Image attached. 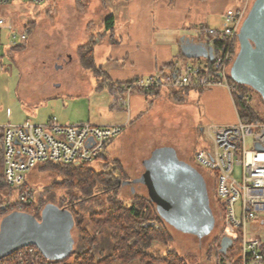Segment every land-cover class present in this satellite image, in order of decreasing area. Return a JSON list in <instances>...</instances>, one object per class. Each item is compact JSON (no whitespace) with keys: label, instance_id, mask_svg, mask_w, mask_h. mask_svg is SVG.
Wrapping results in <instances>:
<instances>
[{"label":"rangeland","instance_id":"1","mask_svg":"<svg viewBox=\"0 0 264 264\" xmlns=\"http://www.w3.org/2000/svg\"><path fill=\"white\" fill-rule=\"evenodd\" d=\"M117 2V0H44L41 4L32 5L16 0L9 5L0 6V19L5 21L4 27L0 28V44L4 49H7L11 35L6 26L10 25L13 31H17L28 28L29 26H26L29 24L34 25L30 36L27 34V47L16 55V60L11 55H0L2 126L8 122L13 125L25 122L43 125L53 118L61 124L68 125L75 121L84 122L85 116L96 115L101 109L106 111L109 94L105 90L95 91L97 84L105 82L79 67L76 48L90 40L94 42L91 36L88 38L86 28L92 33L98 32L102 18H107L111 12L123 11L124 1L121 4ZM226 8L227 5L224 11ZM220 11L218 9V12ZM221 23L220 13L210 15L205 22L210 28L217 30L222 28ZM186 35L198 36L194 29L187 31ZM97 58L99 61L100 58ZM232 93L233 91L228 93L224 88L190 90L181 101H174L170 93L159 103H156L153 97H146L147 102H151L152 110L143 111L139 118L128 120L120 135L108 144L104 152L105 160L100 158L90 165L95 171L112 172L115 168L112 163L118 162L117 168L126 179L118 183L116 199L125 204H128L134 195L149 198L146 187L139 183V179L144 172V161L158 148H173L180 161L200 171L206 184L210 207L213 209L215 219L213 230L203 237H198L165 222L166 229L171 235V242L166 245L153 243L147 249L148 253L163 256L172 250L187 264H220L214 240L219 239L223 229L219 209L214 207V173L199 168L193 154L199 150L212 148V142L208 137L209 126L224 124L219 121L225 111L221 94L225 95L229 104L231 117L229 122L234 124L237 121ZM133 95L137 96L138 93L134 92ZM247 99L250 105L264 116V106L254 91L247 92ZM125 113L127 117V111ZM238 172L239 169L235 167V175ZM24 176L27 185L31 187L33 203L37 207L40 203L43 205H40L42 206L40 212L45 205L66 209L67 203L78 197L75 190L52 188L53 183L62 179L52 171H43L41 166L25 173ZM95 195H97L95 199L81 202L75 210L82 219L81 229L86 230L89 235L96 236L98 246L94 250V255L101 257V253H109L107 231L105 228L92 225L88 215L109 207L110 203L107 200L109 195H100L96 191ZM15 198L16 195L13 194L10 201H14ZM252 230L253 227L248 225V231ZM79 234V229L74 224L71 236L75 250L82 243ZM256 234L264 239V227L258 229ZM81 246L86 249L88 247L87 244H84L85 247L82 244ZM234 250L232 249V253L236 255V247Z\"/></svg>","mask_w":264,"mask_h":264},{"label":"built area","instance_id":"2","mask_svg":"<svg viewBox=\"0 0 264 264\" xmlns=\"http://www.w3.org/2000/svg\"><path fill=\"white\" fill-rule=\"evenodd\" d=\"M14 1L16 0H0V6L9 5ZM19 1L38 5L44 0ZM225 1L227 8L222 14L221 29H195L198 36L194 38L198 41L218 37L225 39L228 44L225 51L213 57L211 75L207 68L193 66L174 72L167 78L155 75L146 80L135 79L113 94L112 103L127 109L133 91L155 88H224L231 93L233 87L228 78L239 48L237 35L254 0ZM4 25L5 21L0 19V28ZM6 28L11 32L10 46L27 40L28 28L17 31H13L10 25ZM206 44L212 48L210 42ZM235 115L237 121L234 124L209 126L208 137L212 148L196 151L193 155L199 168L214 173V207L219 209L222 236L229 238L232 243L237 241L240 264H264V239L256 234L258 229L264 227V123L241 121L236 108ZM123 128L117 125H94L89 122L64 125L54 118L43 125L25 122L21 125L5 126L2 138L4 184L16 190L15 199L21 206H30L33 203V195L31 187L25 182V173L47 163L91 165L104 153L106 146L120 135ZM235 167L239 169L237 175ZM248 225L254 230L248 231ZM2 259L0 264L52 262L33 246L22 248Z\"/></svg>","mask_w":264,"mask_h":264},{"label":"trees","instance_id":"3","mask_svg":"<svg viewBox=\"0 0 264 264\" xmlns=\"http://www.w3.org/2000/svg\"><path fill=\"white\" fill-rule=\"evenodd\" d=\"M113 24V16H108L103 21L104 30L110 35L113 32ZM33 26L32 24L26 26L29 30V36ZM208 41L212 44L215 57L220 55V53L225 51L228 47L225 39L209 37ZM27 44L28 43L25 41L21 43V45L14 46L12 50L17 52L23 51V49L27 47ZM93 44L94 42L90 40L76 48L79 67L89 71L96 78L105 79V73L102 71V68L95 64ZM167 66L170 68L167 74L160 72L155 75L161 78L169 77V75L175 72V67L172 63H169ZM211 67L212 63L207 65V69L210 70V75ZM228 82L233 87L232 98L239 119L243 122L256 121L264 123V116L259 114L258 111L250 105L247 99V92L251 89L234 83L230 77L228 78ZM100 86H102V84L99 85V87ZM106 87L110 93L121 90L120 85L109 82ZM159 89L160 88L137 91H141L145 97H154L157 95ZM190 90L194 89L183 88L169 90L167 94L171 93L170 97L178 102L184 99L186 93ZM200 91L203 90L200 89ZM259 100L264 106V102L260 97ZM150 107L151 102L148 103L147 110H150ZM3 131L4 127H0V224L8 215L14 212H24L39 219L40 209L43 206L42 203H40L42 206L38 205L39 207H37L34 203L30 206H21L16 199L12 202L10 201L12 195H16V190L4 184ZM100 158L105 160L104 153L99 156V159ZM112 164L115 165L112 172L95 171L91 168L90 164L74 166L47 163L41 166L43 171H52L61 177L62 180L53 183L51 185L52 188L59 187L64 190H75L77 192L78 197L67 203L68 208L66 207V210L71 213L74 224L79 229V235L82 241L81 244L83 246L87 244L88 246L86 249L80 244L79 247L73 251L71 258L61 263L51 262V264H187L181 256L172 250L167 251L163 256H155L147 252V249L153 243L164 245L170 243L171 235L166 229L165 222L159 216L154 203L148 197L134 195L128 204L116 199L118 183L125 181L124 179L126 178L124 174L121 173V170L117 168L118 162L114 161ZM106 166L107 163L104 164V167ZM95 191L99 192L100 195H109L107 200L110 203L109 207L88 215V220L92 225L105 228L107 231V239L110 245L109 253H101V257H95L94 255L96 243H98L96 236L89 235L86 230L81 229L82 219L75 210V207L77 205L79 206L81 202H88L95 199L97 197ZM221 237L222 234L219 236V239L217 238L214 240V244L217 246L218 250L217 256L220 258V264H240L237 241H234L233 245L223 254L219 252ZM235 247L236 255L232 253V249L234 250Z\"/></svg>","mask_w":264,"mask_h":264},{"label":"water","instance_id":"4","mask_svg":"<svg viewBox=\"0 0 264 264\" xmlns=\"http://www.w3.org/2000/svg\"><path fill=\"white\" fill-rule=\"evenodd\" d=\"M238 52L230 79L254 91L264 102V0H254L237 35ZM182 56L212 58L213 49L194 37L181 39ZM139 179L164 222L198 237L215 225L205 181L191 165L180 161L170 147L154 150L143 163ZM74 221L65 208L45 205L37 219L24 212L8 215L0 224V259L33 246L47 259H65L72 250ZM232 241L221 237L219 252L225 254Z\"/></svg>","mask_w":264,"mask_h":264},{"label":"crops","instance_id":"5","mask_svg":"<svg viewBox=\"0 0 264 264\" xmlns=\"http://www.w3.org/2000/svg\"><path fill=\"white\" fill-rule=\"evenodd\" d=\"M117 1V4L124 1L122 3L124 6L123 11L109 14L114 17L111 35L104 30L103 21L105 18L101 19L98 32L92 33L86 28L88 38L91 36L94 39L95 64L100 66L105 73V79L102 78L105 83L100 87L101 83L97 84L95 91L105 90L110 98H108L109 104L106 111L101 109L98 112L96 109L98 114L85 116L84 122L100 126L124 127L128 120L139 118L140 113L147 110L148 98L141 91L136 90L130 94L127 109L114 105L112 96L115 92L108 91L107 83L122 87L125 83H130L135 79H148L160 72L167 74L170 71L167 66L169 63L174 65L175 72L193 66L207 68V65L212 62L214 54L212 58L204 56L197 59H186L182 56L181 39L187 37L186 33L191 29L210 28L205 24L206 20L213 14L220 13L221 17L227 2L225 0H210L208 2L206 0ZM218 9L221 11L218 12ZM202 42L209 43L207 38H203ZM13 47L8 45L7 49H4L0 44V55H11L16 60L15 57L19 52L12 50ZM208 48L209 46L206 44V49ZM97 57L100 58L99 61ZM87 88L89 87L87 86ZM134 92H137L138 95H133ZM166 96L167 92L159 89L153 98L156 103H159ZM220 96L224 102L225 111L219 121L224 122L222 126H227L232 124L229 122L231 120L229 104L224 94ZM124 110L127 111V117ZM151 110L152 108L149 111ZM5 126L15 125L8 122ZM5 126L1 125V127Z\"/></svg>","mask_w":264,"mask_h":264},{"label":"flooded vegetation","instance_id":"6","mask_svg":"<svg viewBox=\"0 0 264 264\" xmlns=\"http://www.w3.org/2000/svg\"><path fill=\"white\" fill-rule=\"evenodd\" d=\"M192 166V165H191ZM192 167H194V166H192ZM199 173H200V171L196 168V167H194ZM201 174V173H200ZM202 176V175H201ZM211 210H212V213H213V209L211 208ZM232 245H233V243H232ZM98 246V243H96V247ZM95 247V248H96ZM75 249H74V244H73V247H72V250H71V253L65 258V259H63V260H58V261H52V262H56V263H61L62 261H65V260H68L69 258H71L72 256V253H73V251H74Z\"/></svg>","mask_w":264,"mask_h":264}]
</instances>
